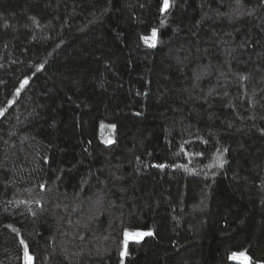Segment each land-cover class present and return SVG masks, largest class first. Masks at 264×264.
Here are the masks:
<instances>
[{"label": "trees", "instance_id": "trees-1", "mask_svg": "<svg viewBox=\"0 0 264 264\" xmlns=\"http://www.w3.org/2000/svg\"><path fill=\"white\" fill-rule=\"evenodd\" d=\"M161 8L0 0V264H264V0Z\"/></svg>", "mask_w": 264, "mask_h": 264}, {"label": "snow or ice", "instance_id": "snow-or-ice-1", "mask_svg": "<svg viewBox=\"0 0 264 264\" xmlns=\"http://www.w3.org/2000/svg\"><path fill=\"white\" fill-rule=\"evenodd\" d=\"M172 6H173V0H162L161 11H167ZM156 36H157V29H153L152 33H151V37H152L153 41L155 40ZM143 39L145 40L146 43L149 42V38L144 37ZM152 46H155V44L153 43ZM25 83H27V81H25ZM225 151H226V149H225ZM221 166H222V164H221ZM159 167H164V165H159ZM41 187H43V185ZM145 235H152V233L151 232H140V231L129 232L128 230H125L124 241H123V243L125 245V250L121 252V256L127 255V245H128L129 240L139 241ZM25 260H26V264H32V257L30 255H28L27 251L25 252ZM122 264H123V262H122ZM249 264H250V258H249Z\"/></svg>", "mask_w": 264, "mask_h": 264}, {"label": "rangeland", "instance_id": "rangeland-1", "mask_svg": "<svg viewBox=\"0 0 264 264\" xmlns=\"http://www.w3.org/2000/svg\"><path fill=\"white\" fill-rule=\"evenodd\" d=\"M232 259L237 261V262H240L241 264H246V261H247L245 256H240V255H233Z\"/></svg>", "mask_w": 264, "mask_h": 264}]
</instances>
